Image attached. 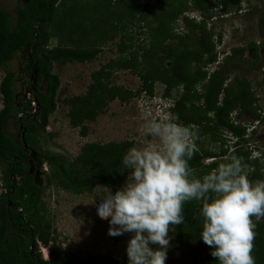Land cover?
Returning a JSON list of instances; mask_svg holds the SVG:
<instances>
[{
	"label": "trees",
	"instance_id": "trees-1",
	"mask_svg": "<svg viewBox=\"0 0 264 264\" xmlns=\"http://www.w3.org/2000/svg\"><path fill=\"white\" fill-rule=\"evenodd\" d=\"M237 3L238 0L217 3L213 0H30L16 10L14 17L0 2V68L4 71L0 110V167L4 185L0 195V264H127V255L82 257L54 245L50 260L41 257L38 240L49 245L53 225L42 197L44 186L30 172L28 152L37 149L36 170L46 175L43 166L47 163L51 168L48 182L59 188L82 194L95 190L98 184L109 188L122 185L128 173L121 159L133 141L88 142L73 161L37 148L39 130L49 125L60 100L61 81L54 72L55 64L92 62L108 43H115L118 56L92 73L86 93L63 99L69 107L70 124L79 127L82 135L88 134L87 123L95 121L113 100L126 103L138 94L112 82L116 71L126 69L138 75L143 88L150 93L158 82L166 85L168 94L182 87L172 111L176 122L194 126L198 132L197 151L189 161L195 176L216 168L224 162L220 158L235 155L247 165L250 181L264 180L263 157H254L243 145L247 127L231 117L237 111L238 117L247 114L253 122L264 120L251 81L237 72L240 64L249 70L263 68L264 72L261 46L252 41L249 45L252 58L236 57V49L230 55L231 63L226 60L209 69L218 60L215 33L209 26V19L215 15L211 12L222 4V11L227 13ZM192 7L200 11L199 21L187 14ZM181 19L186 30L178 29ZM259 23L264 28V9ZM52 38L58 44L49 49ZM18 58L24 67L19 63L15 72L9 63ZM35 71L37 106L25 96H17L21 82ZM230 78L234 79L233 85L228 83ZM9 122L24 126L26 143L6 131ZM224 129L237 139L234 149L228 153L224 144L219 151L205 148L206 140L225 143ZM256 132L253 130V135ZM206 158L214 160L205 163ZM200 207L201 203L195 200L185 203V222L172 226V232L182 246H200L191 256L195 264H218L210 254L211 248L199 239ZM252 220L255 224L252 255L256 264H264V217H252ZM126 235L115 236V241Z\"/></svg>",
	"mask_w": 264,
	"mask_h": 264
},
{
	"label": "rangeland",
	"instance_id": "rangeland-1",
	"mask_svg": "<svg viewBox=\"0 0 264 264\" xmlns=\"http://www.w3.org/2000/svg\"><path fill=\"white\" fill-rule=\"evenodd\" d=\"M147 1L143 0V2ZM213 1L215 3L219 2V0ZM0 2L3 9L14 17L17 14L16 10L25 3L24 0H0ZM263 9L264 0H238L237 5L232 8L229 7L227 13L222 11V4H218L214 8L211 13L215 15L209 19V26L215 33L214 42L221 64L222 61L226 60V62L231 63L230 55L236 49H238L236 57L243 55L247 59L252 58V49L249 48L252 41L261 46V52L264 54V28L259 23V16ZM187 14L195 17L197 21L202 19L200 11L194 7ZM177 26L179 30L185 28L182 19ZM57 44L58 40L52 38L47 47L50 49L57 46ZM117 56V47L112 42L104 45L103 52L92 62L55 64L54 72L58 74L61 81L58 92L60 100L58 108L50 117L49 125L45 129L39 130L38 150H50L73 161L80 154L81 148L88 142L106 143L129 140L133 141L131 147L142 148L149 143H156L153 138L143 134L146 114L150 118L165 121H167L168 115H171L169 120L176 121L174 112L170 113L166 106L170 105V102L173 104L176 102L175 97L182 93L180 91L182 87L175 88L168 94L166 85L158 82L153 88V93H150L143 88V82L138 75L130 70L122 69L115 72L112 82L136 91L138 94L126 103L121 102L119 99L113 100L106 111L101 113L95 121L87 123L89 130L86 136L82 135L79 127H73L70 124L67 115L69 107L63 103V99L86 93L92 83V73ZM20 59L18 58L17 61L13 60L9 63V66L15 72H18L20 67ZM20 65L24 67L23 63H20ZM215 65L217 64L210 66V70H213ZM239 66L237 72L251 81L252 88L258 97L257 106L264 115L263 68L249 70L241 64ZM3 75L4 71L0 68V79ZM228 83L233 85L234 79L230 78ZM231 117L237 123L247 127L245 141L242 143L252 151L254 157H263L261 168L264 170V120L260 119L253 122L247 114L238 117L237 111L233 112ZM255 129L257 132L253 135ZM18 130L19 127L11 122L6 126V131L10 135L15 136ZM223 131L225 143L206 140L205 148L211 151H219L220 145L224 144L225 148L228 149V153H230L234 149L237 139L228 129ZM201 140L204 141V137ZM223 159L225 158H220V160L225 161ZM213 160V158H206L204 161L210 163ZM43 169L47 174L42 175L41 178V183L44 186L42 197L47 203V215L53 225V238L49 245L51 247L54 245L63 251H71L82 257L105 255L107 253L126 255V245L130 234H127L121 241L116 242L113 236L107 234L108 218H100L96 213L95 204H93L99 202V198L106 195L105 187L107 186L98 184L95 190L78 194L49 184L48 175L51 168L46 163ZM2 173L3 169L0 167V195L4 191L1 179ZM120 187L107 188L116 190ZM169 237L167 264H195L191 256L193 252L200 249V246L197 244L191 248L182 246L173 235L172 226H170ZM38 253L43 258L39 243ZM50 257H52V253Z\"/></svg>",
	"mask_w": 264,
	"mask_h": 264
},
{
	"label": "clouds",
	"instance_id": "clouds-1",
	"mask_svg": "<svg viewBox=\"0 0 264 264\" xmlns=\"http://www.w3.org/2000/svg\"><path fill=\"white\" fill-rule=\"evenodd\" d=\"M219 63L218 58L215 64ZM1 83L2 79L0 110ZM174 105L166 106L170 113ZM170 118L157 120L146 114L143 134L156 143L129 148L121 159L128 173L125 183L116 190L105 187L106 195L93 203L97 215L108 218L107 234H130L127 264H165L170 226L185 222L183 206L195 200L201 203L199 239L211 248L218 264H256L252 217H264V180L250 181L247 165L235 155L195 176L189 161L197 151L198 132ZM43 246L51 254V246Z\"/></svg>",
	"mask_w": 264,
	"mask_h": 264
},
{
	"label": "flooded vegetation",
	"instance_id": "flooded-vegetation-1",
	"mask_svg": "<svg viewBox=\"0 0 264 264\" xmlns=\"http://www.w3.org/2000/svg\"><path fill=\"white\" fill-rule=\"evenodd\" d=\"M29 1L30 0H24L25 3L29 2ZM36 72L37 71L32 72L29 75H27V73H25V75H27L26 76V79L24 80L23 83L21 82V84H20L21 85V88H20L19 94L17 96L21 97L23 95V96H25L26 98H28V99H30L32 101H33V98L36 99V88L38 86V81H37L38 80V75H37ZM33 119L36 120V117H33ZM23 127L24 126H21L20 125L19 130H18V133H16L15 136L17 138H19V139H22L23 142L26 143L25 140H24V137H25L24 135H25L26 129L23 128ZM28 152L31 155V158L29 159V163L31 165L30 166V172L32 170L31 173H35L37 179H39L41 181L42 174H41V172L39 170H36L37 167L34 164L38 160V154H37V152H36L35 149H28Z\"/></svg>",
	"mask_w": 264,
	"mask_h": 264
},
{
	"label": "built area",
	"instance_id": "built-area-1",
	"mask_svg": "<svg viewBox=\"0 0 264 264\" xmlns=\"http://www.w3.org/2000/svg\"><path fill=\"white\" fill-rule=\"evenodd\" d=\"M40 244V248H41V251L43 253V255L46 257V258H49L50 257V249L47 248V247H44L43 244L41 242H39Z\"/></svg>",
	"mask_w": 264,
	"mask_h": 264
},
{
	"label": "water",
	"instance_id": "water-1",
	"mask_svg": "<svg viewBox=\"0 0 264 264\" xmlns=\"http://www.w3.org/2000/svg\"><path fill=\"white\" fill-rule=\"evenodd\" d=\"M33 103H34V106H37L38 105V101L36 99L33 98ZM32 172V170H31Z\"/></svg>",
	"mask_w": 264,
	"mask_h": 264
}]
</instances>
